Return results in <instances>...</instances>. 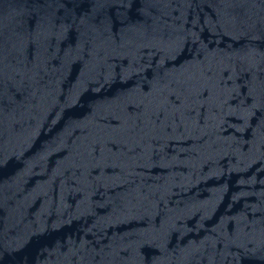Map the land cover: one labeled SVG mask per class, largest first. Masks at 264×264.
Here are the masks:
<instances>
[{"label": "water", "instance_id": "water-1", "mask_svg": "<svg viewBox=\"0 0 264 264\" xmlns=\"http://www.w3.org/2000/svg\"><path fill=\"white\" fill-rule=\"evenodd\" d=\"M0 264H264V0H0Z\"/></svg>", "mask_w": 264, "mask_h": 264}]
</instances>
